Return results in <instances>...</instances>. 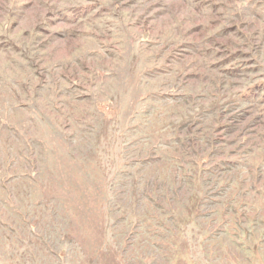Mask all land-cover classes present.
I'll use <instances>...</instances> for the list:
<instances>
[{"label":"rangeland","instance_id":"374dc122","mask_svg":"<svg viewBox=\"0 0 264 264\" xmlns=\"http://www.w3.org/2000/svg\"><path fill=\"white\" fill-rule=\"evenodd\" d=\"M0 264H264V0H0Z\"/></svg>","mask_w":264,"mask_h":264}]
</instances>
